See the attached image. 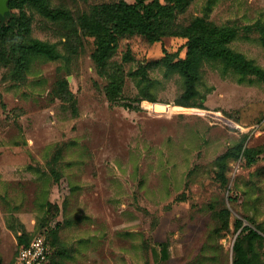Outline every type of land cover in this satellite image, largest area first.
I'll return each mask as SVG.
<instances>
[{
	"label": "rangeland",
	"instance_id": "1",
	"mask_svg": "<svg viewBox=\"0 0 264 264\" xmlns=\"http://www.w3.org/2000/svg\"><path fill=\"white\" fill-rule=\"evenodd\" d=\"M116 1L50 4L78 21ZM207 1L192 0L177 23L207 17L235 28L230 47L264 69V0H215L211 12ZM24 12L31 37L63 57L35 56L18 75L13 47L26 36L16 28L0 39V264H14L20 246L40 233L50 236L53 264H233L247 228L263 237L245 243L252 264H264V127L246 136L253 164L233 156L222 181L216 159L243 134L208 115L168 111L185 83L159 61L167 53L185 58L187 39L123 37L102 68L95 39L79 26L29 4ZM201 74L193 104L243 126L264 115L259 77L213 60Z\"/></svg>",
	"mask_w": 264,
	"mask_h": 264
},
{
	"label": "trees",
	"instance_id": "2",
	"mask_svg": "<svg viewBox=\"0 0 264 264\" xmlns=\"http://www.w3.org/2000/svg\"><path fill=\"white\" fill-rule=\"evenodd\" d=\"M191 1L119 0L95 6L89 12L83 13L76 21L70 10L54 8L51 6L50 0H10V11L5 15L0 14V39L16 28L25 34L26 40L17 42L13 47L16 73L21 75L35 56H44L54 61L63 57L55 45L31 37L30 21L24 12L25 4H29L51 21L75 29L79 26L86 35L93 37L96 42L93 59L102 68H105L113 57L123 37L141 35L151 43L160 42L165 36L186 38L185 58L177 59L176 54L167 53L164 59L159 61V64L166 69L167 75L178 73L184 79L185 92L180 102L176 104L204 109L203 105H195L193 101L201 95L198 84L202 79L201 71L205 61H221L226 68H232L242 75H255L263 81L264 69L230 47V44L237 38L235 28L219 26L207 17H198L187 27L179 25L177 23L178 14L185 12ZM214 3L215 0L207 1L208 12H211ZM16 11H19L20 14ZM149 101L157 103L154 99ZM243 136L239 144L216 159L218 177L222 181H227L228 160L233 156L242 153L243 158H247L250 165L254 162L251 155L255 151L245 147L247 135ZM243 225L242 220L237 221V229ZM247 230H250L249 233L243 239L239 237L235 243L233 264H252L253 259L249 255L245 243L252 244L263 239L256 230L250 228ZM48 238L50 239L49 235ZM162 246L167 252L166 245ZM51 264H53V260Z\"/></svg>",
	"mask_w": 264,
	"mask_h": 264
},
{
	"label": "built area",
	"instance_id": "3",
	"mask_svg": "<svg viewBox=\"0 0 264 264\" xmlns=\"http://www.w3.org/2000/svg\"><path fill=\"white\" fill-rule=\"evenodd\" d=\"M178 113H199L203 116H210L215 120V123L222 126H227L235 132H240L243 135L259 134L264 127V115L259 121L250 126H243L235 119L222 114L221 112H210L204 109L190 108L184 106H176ZM171 112V111H170ZM53 257L52 247L49 243V238L46 233L36 235L28 244L20 246L14 264H51Z\"/></svg>",
	"mask_w": 264,
	"mask_h": 264
},
{
	"label": "water",
	"instance_id": "4",
	"mask_svg": "<svg viewBox=\"0 0 264 264\" xmlns=\"http://www.w3.org/2000/svg\"><path fill=\"white\" fill-rule=\"evenodd\" d=\"M10 0H0V14L5 15L7 12L10 11L9 7Z\"/></svg>",
	"mask_w": 264,
	"mask_h": 264
},
{
	"label": "bare ground",
	"instance_id": "5",
	"mask_svg": "<svg viewBox=\"0 0 264 264\" xmlns=\"http://www.w3.org/2000/svg\"><path fill=\"white\" fill-rule=\"evenodd\" d=\"M176 110H177V108L174 107V106H173L172 108H169V109H168L169 112H170V111H171V112H174V111H176Z\"/></svg>",
	"mask_w": 264,
	"mask_h": 264
}]
</instances>
